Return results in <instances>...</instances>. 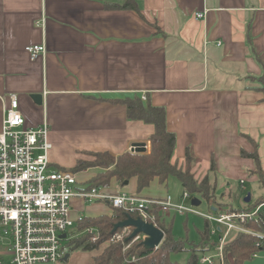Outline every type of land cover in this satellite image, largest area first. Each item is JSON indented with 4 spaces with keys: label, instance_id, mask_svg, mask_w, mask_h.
<instances>
[{
    "label": "crops",
    "instance_id": "1",
    "mask_svg": "<svg viewBox=\"0 0 264 264\" xmlns=\"http://www.w3.org/2000/svg\"><path fill=\"white\" fill-rule=\"evenodd\" d=\"M126 1L0 0V131L3 99L14 94L26 126L49 124L51 169H70L85 152L115 158L151 144L154 126L127 115L125 98L137 95L166 109L177 138L173 163L185 165L189 152L199 179L214 163L211 179L221 192L235 182L262 187L242 150L254 151L250 136L264 169V94L256 89L264 75V0L115 6ZM33 44H44L45 54L32 59L26 47ZM96 174L79 171V187ZM168 184L154 179L138 192L136 178L123 188L113 179L106 188L163 198ZM73 208L89 217L113 211L79 197ZM102 251H73L60 264H92Z\"/></svg>",
    "mask_w": 264,
    "mask_h": 264
},
{
    "label": "built area",
    "instance_id": "2",
    "mask_svg": "<svg viewBox=\"0 0 264 264\" xmlns=\"http://www.w3.org/2000/svg\"><path fill=\"white\" fill-rule=\"evenodd\" d=\"M196 16L201 18L204 13L199 12ZM26 50L35 59L45 54L46 47L44 44H33L28 45ZM49 132L47 122L38 127L26 126L16 95H10L8 101L3 99L0 131V264H57L69 253L66 244L80 234H88L90 242L98 241L100 230L97 227H87L82 231L78 228L85 217L82 213L74 214L73 200L78 197L90 203L104 202L113 209L135 212L138 217L156 226L161 214L172 210L201 215L208 222H215L222 233L215 245V252L202 256L201 262L214 264L218 260L219 264H225L224 245L230 234L233 231L250 232L243 222L256 218L263 205L252 212L202 213L192 204L193 197L187 191L176 202L170 194L163 198H144L125 191L111 192L106 187H79L78 172L50 168L49 152L53 144ZM137 148L132 146L130 151L137 152ZM140 148L151 152V144ZM186 201H189V206ZM121 230H128L131 237L134 228ZM63 234H66L65 238H62ZM126 237V234L116 231L112 241L123 242ZM146 237L140 233L130 242ZM257 245L264 248V235ZM260 252H255L253 257L257 258Z\"/></svg>",
    "mask_w": 264,
    "mask_h": 264
},
{
    "label": "trees",
    "instance_id": "3",
    "mask_svg": "<svg viewBox=\"0 0 264 264\" xmlns=\"http://www.w3.org/2000/svg\"><path fill=\"white\" fill-rule=\"evenodd\" d=\"M123 9H134L139 11L135 0H127L123 5H115ZM260 86L257 90L264 94V75L259 77ZM264 101V97H263ZM127 115L132 120H142L154 126V131L150 135L151 152L126 151L115 158H109L101 153L95 152L97 162H90L79 159L69 170L75 172L83 171L92 167H100L103 171H98L88 182L86 188L108 187L113 179L119 188L125 187L132 178L137 180V190L141 192L148 187L154 179L160 183H166L170 177H175L181 184L183 192L187 191L192 197H198L209 204V211L219 212H252L260 205L264 204V195L258 197L255 204L252 199L249 203L243 201V206L233 207L223 210L217 199V181L211 179V173L215 174V164L212 163L210 171L206 176L199 180L192 171V157L188 152L185 165L179 166L172 162L176 147V134L167 127L166 109L163 106L153 105L148 100H143L140 96L125 98ZM247 138L253 143L254 151L247 152L242 150V156L252 158L255 162V169L251 171L259 177V182L264 188V169L258 152V143L250 136ZM65 170L67 168H58ZM105 169V170H104ZM138 217L135 212L123 209H113L111 214L98 217L85 216L78 224L80 231L87 227H97L100 230V238L96 242H90L88 234L84 233L70 240L66 244L68 252L77 250L94 251L100 249L104 243H110L103 251L96 255L92 264H182L171 259L173 253L190 251L187 264H197L200 255L213 253L216 242L212 238L209 225L200 232V242H192L182 238H176L172 231V226L165 225L161 216L158 226L165 232V236L160 245L155 249H147L143 241L133 244L128 250L124 246L131 238H126L123 242H112L114 224L125 220L127 215ZM207 221V220H206ZM208 222V221H207ZM243 226L250 232L236 231L235 235L224 245L225 264H246L253 259V254L263 251L257 244L264 235V212L259 211L256 218H248L243 222ZM121 230V229H119ZM117 230V231H119ZM231 235V234H230ZM132 258L136 259L131 262Z\"/></svg>",
    "mask_w": 264,
    "mask_h": 264
},
{
    "label": "rangeland",
    "instance_id": "4",
    "mask_svg": "<svg viewBox=\"0 0 264 264\" xmlns=\"http://www.w3.org/2000/svg\"><path fill=\"white\" fill-rule=\"evenodd\" d=\"M84 158L82 160H87L90 162H97L94 152H85ZM93 169L96 172L103 171L100 167H92L85 170ZM105 170V169H104ZM84 171V170H83ZM82 175H79V178ZM200 180V179H199ZM113 188V185H112ZM170 195L176 202H179L182 195V186L180 182L175 177L169 178L168 184ZM232 190H227L221 192L220 189L217 187V199L220 202V206L223 210H227L233 207H241L243 206L244 198L250 193L252 197V204H255L258 197L264 195V188H262L259 184L248 182L245 186L241 185L239 182H235L231 186ZM186 205L189 206V201H186ZM196 209L202 213H209V204L205 200H201V204L196 206ZM264 212V207L262 209ZM161 219L164 221L165 225L172 226L173 234L176 238H182L188 241V244H192V242H200L201 235L200 232L203 231L206 227V224L209 225V229L212 233V238L214 242H219V236L222 233L217 229L218 225L215 222H207L206 219L198 214H188L183 211H174L172 210L170 213H162ZM215 230L216 232H213ZM75 232V230H74ZM119 232L126 234V238H130L129 231L119 230ZM235 231H233L230 235L231 239L235 235ZM81 235V234H80ZM79 235V236H80ZM142 239L133 240L129 242L125 250H128L133 244L139 242ZM143 241V240H142ZM114 243V241H112ZM110 243H104L100 246V249H104ZM215 252V249L213 250ZM74 253V252H73ZM70 252V254H73ZM190 257V251L178 252L173 253L171 255V259L178 263L187 264L188 259ZM202 255H200L199 261L197 264H204L201 262ZM136 259L132 258L131 262H134ZM59 261L57 264H60ZM38 264H53V263H38ZM214 264H219L218 260L214 262ZM246 264H264V250L260 252L257 258H253L248 260Z\"/></svg>",
    "mask_w": 264,
    "mask_h": 264
},
{
    "label": "water",
    "instance_id": "5",
    "mask_svg": "<svg viewBox=\"0 0 264 264\" xmlns=\"http://www.w3.org/2000/svg\"><path fill=\"white\" fill-rule=\"evenodd\" d=\"M32 98L37 102H42V95L41 94H33ZM143 143L135 144L134 146L138 147L136 151H144ZM252 197L249 193L245 198L244 201L249 203ZM192 204L195 206H199L201 204V199L198 197L192 198ZM125 227H133V233L130 238L137 236L140 233L145 234L147 237L143 240V244L147 249H155L157 248L160 243L163 241L165 232L159 227L154 225L151 222H146L140 217H133L130 214L127 215L125 220L117 222L114 224L112 233H115L117 230L125 228ZM66 234L62 235V238H65ZM70 256V253H67L64 257V260H67Z\"/></svg>",
    "mask_w": 264,
    "mask_h": 264
}]
</instances>
